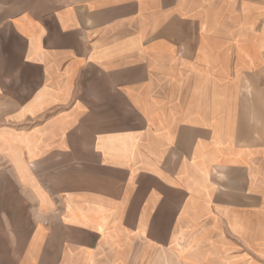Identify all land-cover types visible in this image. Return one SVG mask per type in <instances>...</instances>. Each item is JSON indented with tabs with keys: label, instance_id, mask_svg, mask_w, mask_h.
I'll list each match as a JSON object with an SVG mask.
<instances>
[{
	"label": "crops",
	"instance_id": "obj_1",
	"mask_svg": "<svg viewBox=\"0 0 264 264\" xmlns=\"http://www.w3.org/2000/svg\"><path fill=\"white\" fill-rule=\"evenodd\" d=\"M0 264H264V0H0Z\"/></svg>",
	"mask_w": 264,
	"mask_h": 264
},
{
	"label": "rangeland",
	"instance_id": "obj_2",
	"mask_svg": "<svg viewBox=\"0 0 264 264\" xmlns=\"http://www.w3.org/2000/svg\"><path fill=\"white\" fill-rule=\"evenodd\" d=\"M7 8L9 9V7H1L0 8V14L4 13L7 10Z\"/></svg>",
	"mask_w": 264,
	"mask_h": 264
}]
</instances>
